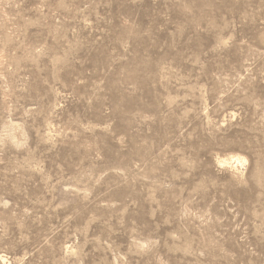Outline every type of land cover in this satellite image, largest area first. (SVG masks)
<instances>
[{
	"label": "rangeland",
	"instance_id": "1",
	"mask_svg": "<svg viewBox=\"0 0 264 264\" xmlns=\"http://www.w3.org/2000/svg\"><path fill=\"white\" fill-rule=\"evenodd\" d=\"M0 264H264V0H0Z\"/></svg>",
	"mask_w": 264,
	"mask_h": 264
},
{
	"label": "bare ground",
	"instance_id": "2",
	"mask_svg": "<svg viewBox=\"0 0 264 264\" xmlns=\"http://www.w3.org/2000/svg\"><path fill=\"white\" fill-rule=\"evenodd\" d=\"M236 160H237L238 162H243L245 159H244V158H241V157H237ZM236 160H235V161H236Z\"/></svg>",
	"mask_w": 264,
	"mask_h": 264
}]
</instances>
